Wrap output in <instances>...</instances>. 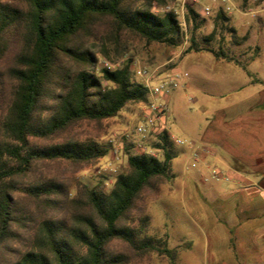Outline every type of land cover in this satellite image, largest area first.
I'll return each instance as SVG.
<instances>
[{"label":"trees","instance_id":"obj_1","mask_svg":"<svg viewBox=\"0 0 264 264\" xmlns=\"http://www.w3.org/2000/svg\"><path fill=\"white\" fill-rule=\"evenodd\" d=\"M175 4L176 0H0V61L12 59L0 67V92L7 78L13 86L9 96L0 95V246L20 237L32 221L38 238L37 245L9 264H127L130 256L111 248L117 240L134 253L157 251L177 263V248H169L167 239L146 235L149 216L139 222L131 219L143 193L157 191L173 176L177 154L167 129H157L153 146L160 155L132 152L133 147L124 144L127 168L112 184L105 174L92 186L42 175L28 180L47 162L88 164L108 153L109 145L74 129L85 122L102 124L129 104L149 102L147 85L136 78L135 60L127 56L123 37L180 45L183 27L175 9H168ZM205 19L196 5L188 4L192 34L187 52H210L252 76L247 63L222 46L199 45L195 31ZM216 19L229 17L219 10ZM254 50L256 56L258 48ZM105 62L114 67L107 68Z\"/></svg>","mask_w":264,"mask_h":264},{"label":"rangeland","instance_id":"obj_2","mask_svg":"<svg viewBox=\"0 0 264 264\" xmlns=\"http://www.w3.org/2000/svg\"><path fill=\"white\" fill-rule=\"evenodd\" d=\"M258 2L232 0L231 11H224L229 20L222 21L216 19V12L224 7L221 0H200V8L209 5L213 12L202 15L206 19L195 31L200 46L215 49L222 46L247 63L252 76L234 62L218 61L210 52H187L192 34L187 13L186 27L182 25L184 41L176 47L148 44L134 35L123 37L129 49L127 56L135 60L133 70L138 80L148 83V78L138 73L145 67L157 69L156 78L149 81L152 87L175 70L183 74L178 86L168 92L153 96L148 90L149 101L153 98L166 106L163 128L170 133L177 155L172 163L171 179L164 180L157 191L143 193L131 214L136 222L142 216H149L146 235L167 239L169 248H177L176 264H264V195L247 182L238 183L234 171L244 173L245 168L240 169L234 162L235 168L222 164L215 158L216 151L229 161L231 157L208 138L221 124L232 126L240 120L253 123L254 118L264 113V2ZM178 17L182 24V16L178 14ZM256 47L259 52L254 56ZM126 57H121L117 65ZM11 62L10 58L0 61V67ZM10 81L7 78L4 82L0 92L3 97L10 94L13 87ZM148 103L129 104L102 124L85 122L76 126L75 132L82 137L92 136L109 145L105 156L81 165L47 162L28 180L42 175L60 178L70 185L82 180L92 186L105 174L112 184L114 177L127 168L124 144L131 145L132 152L160 155L153 146L158 140V130L144 135L137 129L144 123ZM247 128H251L250 124ZM205 146L209 148L207 153L203 151ZM195 153H199L198 159ZM257 181L264 185V179L254 180ZM33 208L36 210L34 205ZM21 234L0 246V264H9L38 244L34 221L21 229ZM111 248L114 252L127 253L130 256L127 264H171L165 254L134 253L119 240Z\"/></svg>","mask_w":264,"mask_h":264},{"label":"crops","instance_id":"obj_3","mask_svg":"<svg viewBox=\"0 0 264 264\" xmlns=\"http://www.w3.org/2000/svg\"><path fill=\"white\" fill-rule=\"evenodd\" d=\"M253 121L255 122L252 123V120H240L232 126L221 124L220 128L216 132H211L208 138L210 142H215L219 147H222L228 156L231 157L232 161L230 160V162L228 157L219 156L216 151L215 158L222 164L227 167H234V164H236L245 168L243 170L245 171L244 173L232 170L235 172L238 183L246 184L247 182V185L251 184V188L264 195V185H259L261 184L259 181L254 182V180L264 179V113L258 115ZM246 124H250L251 128H247L248 125ZM245 132L248 133L246 134ZM258 208L260 209V207Z\"/></svg>","mask_w":264,"mask_h":264},{"label":"built area","instance_id":"obj_4","mask_svg":"<svg viewBox=\"0 0 264 264\" xmlns=\"http://www.w3.org/2000/svg\"><path fill=\"white\" fill-rule=\"evenodd\" d=\"M224 4L223 10L225 12H229L232 9V0H221ZM188 4H194L196 5V10L200 12L204 16H209L212 14L213 10L212 7L209 5H206L202 8L199 7L200 0H176V4L172 6H168V9H175L177 14H180L182 16V25L186 27V13H187V7ZM176 6V7H175ZM104 65L112 69L114 67L113 64L109 62H105ZM139 74L142 76H145L148 78L147 88L150 90L153 96H156L158 94H162L165 92H168L171 88L177 87L179 84L180 79L182 78L183 74L179 72L178 70H175L159 79L160 82H158L154 87L150 85V82L153 78H156L157 76V69L151 70L150 68H141L138 71ZM166 111V106L162 104H158L156 101H154L153 98L148 103V109L144 116V123L140 124L138 126V131L144 135L149 134L151 132L156 131L157 129L164 127V113ZM179 143H184V141L179 140ZM203 151L205 153L209 152V148L205 146L203 148ZM116 153H118V150H115ZM196 159L199 158V153H195ZM195 165V163L193 164ZM218 171H214V174L217 175Z\"/></svg>","mask_w":264,"mask_h":264}]
</instances>
